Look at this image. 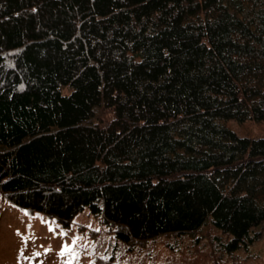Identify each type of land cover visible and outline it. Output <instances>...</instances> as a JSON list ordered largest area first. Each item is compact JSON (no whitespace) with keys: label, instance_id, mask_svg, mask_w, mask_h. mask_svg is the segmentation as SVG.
I'll list each match as a JSON object with an SVG mask.
<instances>
[{"label":"trees","instance_id":"trees-1","mask_svg":"<svg viewBox=\"0 0 264 264\" xmlns=\"http://www.w3.org/2000/svg\"><path fill=\"white\" fill-rule=\"evenodd\" d=\"M227 121L264 123V0H0V198L87 209L92 264L206 224L213 264L253 258L264 137Z\"/></svg>","mask_w":264,"mask_h":264},{"label":"rangeland","instance_id":"rangeland-1","mask_svg":"<svg viewBox=\"0 0 264 264\" xmlns=\"http://www.w3.org/2000/svg\"><path fill=\"white\" fill-rule=\"evenodd\" d=\"M225 125L240 136L264 137L263 122L227 121ZM78 225L101 229L87 209L74 216L71 229H64L54 219L28 213L0 198V264H92V241L77 230ZM215 234L206 224L193 235L161 236L145 252L157 264H213L210 252L212 244L217 247ZM235 255L244 257L242 252ZM251 255L252 259L234 263L264 264V236L254 244Z\"/></svg>","mask_w":264,"mask_h":264}]
</instances>
